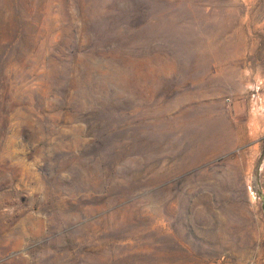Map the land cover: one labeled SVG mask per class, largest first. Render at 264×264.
<instances>
[{
  "label": "rangeland",
  "instance_id": "1",
  "mask_svg": "<svg viewBox=\"0 0 264 264\" xmlns=\"http://www.w3.org/2000/svg\"><path fill=\"white\" fill-rule=\"evenodd\" d=\"M0 264H264V0H0Z\"/></svg>",
  "mask_w": 264,
  "mask_h": 264
}]
</instances>
